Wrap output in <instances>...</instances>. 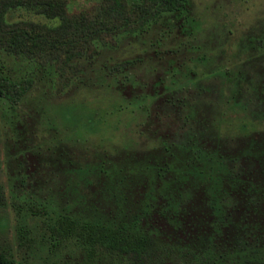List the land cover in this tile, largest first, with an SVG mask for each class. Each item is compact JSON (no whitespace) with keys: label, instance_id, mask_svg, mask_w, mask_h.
Here are the masks:
<instances>
[{"label":"rangeland","instance_id":"rangeland-1","mask_svg":"<svg viewBox=\"0 0 264 264\" xmlns=\"http://www.w3.org/2000/svg\"><path fill=\"white\" fill-rule=\"evenodd\" d=\"M67 1L78 15L98 0ZM111 42L66 74L10 61L16 78L35 80L16 108L0 98V178L9 202L57 197L50 185L60 188L66 171L85 163L134 178L148 158L180 169L214 151L241 158L245 173L264 180V0H190L145 36ZM129 59V69H112ZM203 190L185 204L183 232L155 218L171 239L208 237ZM6 213L15 250L10 207Z\"/></svg>","mask_w":264,"mask_h":264},{"label":"trees","instance_id":"trees-1","mask_svg":"<svg viewBox=\"0 0 264 264\" xmlns=\"http://www.w3.org/2000/svg\"><path fill=\"white\" fill-rule=\"evenodd\" d=\"M189 4L98 0L92 11L71 15L67 0H0V98L16 108L34 85L32 74L14 76L13 58L66 74L110 41L143 37ZM133 63L123 60L112 69ZM212 154L191 156L180 169L148 158L134 178L85 163L69 168L60 188L50 185L57 197L9 202L0 178V264H264V180L245 173L241 158ZM196 189L210 209L209 235L202 242L173 240L155 218L183 232L185 204ZM9 207L15 250L6 235Z\"/></svg>","mask_w":264,"mask_h":264}]
</instances>
